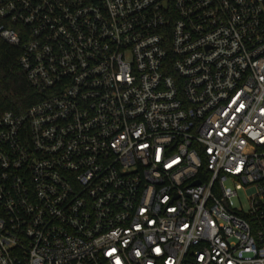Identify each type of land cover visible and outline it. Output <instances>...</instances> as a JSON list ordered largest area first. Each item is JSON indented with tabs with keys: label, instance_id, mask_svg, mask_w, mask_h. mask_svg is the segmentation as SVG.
I'll use <instances>...</instances> for the list:
<instances>
[{
	"label": "built area",
	"instance_id": "2783aa9c",
	"mask_svg": "<svg viewBox=\"0 0 264 264\" xmlns=\"http://www.w3.org/2000/svg\"><path fill=\"white\" fill-rule=\"evenodd\" d=\"M0 40L41 95L0 264H264V0H0Z\"/></svg>",
	"mask_w": 264,
	"mask_h": 264
},
{
	"label": "trees",
	"instance_id": "16d2710c",
	"mask_svg": "<svg viewBox=\"0 0 264 264\" xmlns=\"http://www.w3.org/2000/svg\"><path fill=\"white\" fill-rule=\"evenodd\" d=\"M19 54V48L0 40V111L24 112L41 97L21 68Z\"/></svg>",
	"mask_w": 264,
	"mask_h": 264
},
{
	"label": "water",
	"instance_id": "95a60500",
	"mask_svg": "<svg viewBox=\"0 0 264 264\" xmlns=\"http://www.w3.org/2000/svg\"><path fill=\"white\" fill-rule=\"evenodd\" d=\"M196 183H200V181L198 180V181H196Z\"/></svg>",
	"mask_w": 264,
	"mask_h": 264
},
{
	"label": "rangeland",
	"instance_id": "374dc122",
	"mask_svg": "<svg viewBox=\"0 0 264 264\" xmlns=\"http://www.w3.org/2000/svg\"><path fill=\"white\" fill-rule=\"evenodd\" d=\"M241 193H242V192H241ZM242 194H243V193H242ZM242 194H241V195H242Z\"/></svg>",
	"mask_w": 264,
	"mask_h": 264
}]
</instances>
